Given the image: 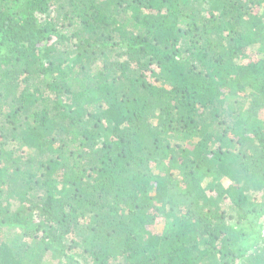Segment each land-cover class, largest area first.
<instances>
[{
  "label": "trees",
  "instance_id": "trees-1",
  "mask_svg": "<svg viewBox=\"0 0 264 264\" xmlns=\"http://www.w3.org/2000/svg\"><path fill=\"white\" fill-rule=\"evenodd\" d=\"M264 264V0H0V264Z\"/></svg>",
  "mask_w": 264,
  "mask_h": 264
},
{
  "label": "rangeland",
  "instance_id": "rangeland-1",
  "mask_svg": "<svg viewBox=\"0 0 264 264\" xmlns=\"http://www.w3.org/2000/svg\"><path fill=\"white\" fill-rule=\"evenodd\" d=\"M52 264H57V261L52 262Z\"/></svg>",
  "mask_w": 264,
  "mask_h": 264
}]
</instances>
